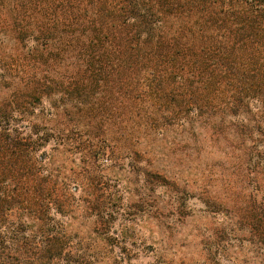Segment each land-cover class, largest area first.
I'll return each mask as SVG.
<instances>
[{
  "label": "rangeland",
  "instance_id": "rangeland-1",
  "mask_svg": "<svg viewBox=\"0 0 264 264\" xmlns=\"http://www.w3.org/2000/svg\"><path fill=\"white\" fill-rule=\"evenodd\" d=\"M90 1L0 0V111L14 102L15 127L55 136L40 153L103 213L97 232L80 202L67 219L77 253L92 264H264V105L228 104L234 79L219 70L264 59L251 48L264 27H248L243 10L249 38L218 62L200 55L233 43L234 0H150L148 35L97 25L107 6Z\"/></svg>",
  "mask_w": 264,
  "mask_h": 264
},
{
  "label": "trees",
  "instance_id": "trees-1",
  "mask_svg": "<svg viewBox=\"0 0 264 264\" xmlns=\"http://www.w3.org/2000/svg\"><path fill=\"white\" fill-rule=\"evenodd\" d=\"M64 1L88 6L92 3L90 0ZM149 1L100 0L107 6L104 10L107 13L105 16L110 19L107 22L98 19L97 25L106 24L115 27L116 30L126 29L127 33L148 35L154 29V26L148 25ZM216 1L223 4L219 0ZM233 2L237 6L233 13L236 20L232 21L230 28L227 29L228 38L233 43L227 45L228 47L222 50L220 55L202 53L200 56L216 59L218 62L223 61L232 56L229 51L231 45L235 46L249 38L243 32V30L247 31V17L243 10L250 14L248 27L256 26L258 29L264 27L256 0H234ZM125 4L128 5L125 6ZM261 8L264 15V5ZM99 10L101 12V9ZM221 10L223 13L227 12L226 9ZM87 12L96 17L90 9L83 8L86 17H90ZM242 34L245 36L241 37ZM249 36L253 40L252 35ZM89 44L92 47L95 46L93 40H90ZM251 48L255 52H264V43L259 47ZM245 58L248 65L244 63L240 69H237L238 67L233 69L232 64L226 69L224 66L220 67L221 80L225 75L222 73H226L227 78L234 79L232 83L224 85L225 88L222 91L226 92V100L231 106L237 107L248 99H255L259 104L264 105V82L254 79V71L264 68V59L256 58L255 60L247 56ZM256 63L260 67H255ZM230 69L233 70L229 71ZM10 104L12 106L9 105V112L0 111V264H92L90 259L77 253L73 243L74 234H71L67 227L69 224L67 219L71 217L80 202L81 210L96 211L97 227L94 231L102 230L105 221H103V213L97 198L86 195L92 197V202H89L85 198H77L70 193L76 189L70 188L68 192L67 182H72L76 177L73 179L71 174H67L69 169H66L65 164L55 165L53 156L48 151L41 153L39 151L44 147L48 137L55 139V136L44 132L33 135L24 134L15 127L18 116L24 120V114L21 113L23 111L15 107L14 102ZM25 104L31 105L30 102ZM24 109L23 107L22 110ZM51 146L50 150H57L59 146L65 148V143H54ZM80 149L86 152L88 150L84 143ZM80 155L82 157L86 154L80 153ZM81 170L85 172L86 167L83 165ZM76 185L78 188L81 187L80 182ZM97 234L102 235V232Z\"/></svg>",
  "mask_w": 264,
  "mask_h": 264
}]
</instances>
